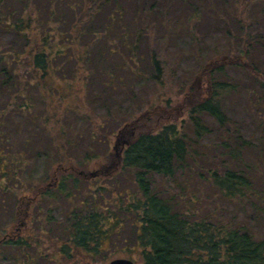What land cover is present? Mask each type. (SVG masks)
I'll list each match as a JSON object with an SVG mask.
<instances>
[{
  "label": "trees",
  "instance_id": "trees-1",
  "mask_svg": "<svg viewBox=\"0 0 264 264\" xmlns=\"http://www.w3.org/2000/svg\"><path fill=\"white\" fill-rule=\"evenodd\" d=\"M249 1L243 11L264 8ZM177 3L0 0L12 37L0 45V262L90 264L127 226L141 264H264V34L245 33L232 54L236 0ZM208 6L229 47L207 49L196 32ZM181 37L198 69L177 123L175 97L145 104L164 83L141 47ZM227 70L244 81L221 80ZM111 137L125 141L119 155L103 152ZM35 160L45 176L33 183ZM97 175L110 188L87 189Z\"/></svg>",
  "mask_w": 264,
  "mask_h": 264
},
{
  "label": "rangeland",
  "instance_id": "rangeland-1",
  "mask_svg": "<svg viewBox=\"0 0 264 264\" xmlns=\"http://www.w3.org/2000/svg\"><path fill=\"white\" fill-rule=\"evenodd\" d=\"M134 2L137 3H142L145 0H133ZM179 4L180 0H177ZM193 3H198L200 2V5H204L203 3H207L210 5L209 1L211 0H188ZM216 1V0H215ZM237 5L236 8L239 11L242 10V0H236ZM251 1V0H250ZM249 3H252V1ZM258 2V1H257ZM257 2L255 4H248L246 7V12L243 11V16L240 18L242 22L238 25L231 26L232 28V36H238V40L236 41L238 44L233 45L231 42V52L232 54H238L239 51H241L240 44L243 39H246L245 33L249 34H264V8L259 7ZM12 7V6H11ZM205 13L203 14L201 18V23L195 24L196 32L201 33L203 36V40L206 44V48L210 47H222V46H228V41L223 39L222 35H220V30L222 28L221 22L218 21H212L211 19V14L208 12L210 11L209 6L204 9ZM239 15V14H237ZM241 16V15H240ZM253 18L254 21L252 24H250L248 27L245 26L247 23H251V21H247L250 18ZM242 24V25H241ZM209 25V26H207ZM242 37H239L241 36ZM205 36V37H204ZM205 38V39H204ZM243 38V39H241ZM12 41V37L4 34V32H0V45L2 46L3 49H8V43ZM156 41V42H155ZM191 40L188 37H181L178 38L174 41H171L170 43H166L163 45V42L160 41L159 39H155L154 42H151L150 45L147 46L146 43H143L141 47V51L144 55V57L149 56V53H155L157 55L158 60L160 61V69H161V78L164 83V87L161 91H153L150 88V92H148V95L144 97L145 99V104H149L152 99H157L158 97L161 99L163 97L171 96L175 97L173 101H170V105L172 106L169 109L170 115V120L171 121H176L177 123H180V121L185 118L184 110L183 108L179 109V112L174 111V107L180 104L181 99H182V91L186 85H189V81L192 79L191 75L197 71L198 66L197 62L194 61L191 58H186L183 56V51H187L191 49ZM233 45V46H232ZM258 47V46H257ZM256 47V49H257ZM261 47H258V49ZM257 49V51H258ZM260 50V49H259ZM260 53H264V50H260ZM259 53V54H260ZM145 60V59H144ZM148 61L146 60L145 65L147 67V70H149V65ZM221 80H232L236 83H242L244 81V77L236 71L232 70H227L221 75ZM149 85V84H148ZM136 91L138 88H135ZM137 95H139V91H137ZM109 104H112L109 102ZM164 105V103H161V105ZM130 105L127 102L122 103V109L127 113L129 110ZM234 115H238L237 117L242 119L243 117V111H242V106L238 105L230 109ZM43 113V112H42ZM45 113V112H44ZM43 113V114H44ZM104 113L103 109L98 108L97 115L102 116ZM177 114V115H176ZM136 114L132 117H135ZM131 117V116H130ZM129 117V118H130ZM16 118H14L15 120ZM16 121V120H15ZM112 139L108 140L106 143H103L102 149L104 151H109L111 153H114L115 155H119L121 151L120 149L123 148L125 145V141H122L121 144H118L116 142L115 137H111ZM121 147V148H120ZM120 148V149H119ZM107 149V150H106ZM98 164H101V162H96V163H90L86 167V173L88 174H95L97 173V168L96 166ZM30 174L29 177L32 178L33 183H36L38 179L42 178L45 173L44 170V161L42 160H35L31 164V168L29 170ZM129 177L127 176V180ZM88 183H86V188H94L96 187H103L104 189L110 188L109 187V181H107L103 177H98V175L95 178H91L90 180H87ZM129 187V185H128ZM54 216L57 218L58 215L54 214ZM2 222H0L1 224ZM46 226V224H44ZM126 226V225H125ZM130 229L128 227H124L122 230H120V235L118 237H112L110 240V243L107 244L104 248V251L100 253L90 264H108L110 261L114 259H128L131 260L134 264H141V259L140 256L135 252L134 248L132 247L133 241L129 235ZM43 249H45V254L50 253L51 251L47 249V246H43ZM6 261H1L0 264H5Z\"/></svg>",
  "mask_w": 264,
  "mask_h": 264
},
{
  "label": "water",
  "instance_id": "water-1",
  "mask_svg": "<svg viewBox=\"0 0 264 264\" xmlns=\"http://www.w3.org/2000/svg\"><path fill=\"white\" fill-rule=\"evenodd\" d=\"M108 264H134V263L131 260L119 258L110 261Z\"/></svg>",
  "mask_w": 264,
  "mask_h": 264
}]
</instances>
